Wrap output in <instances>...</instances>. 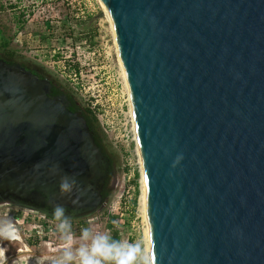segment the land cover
<instances>
[{
  "label": "water",
  "instance_id": "1",
  "mask_svg": "<svg viewBox=\"0 0 264 264\" xmlns=\"http://www.w3.org/2000/svg\"><path fill=\"white\" fill-rule=\"evenodd\" d=\"M100 2L130 93L151 263L264 264V0ZM0 75L24 77L1 60ZM36 107L0 102V200L41 201L35 210L51 217L56 204L92 210L108 158L75 115ZM45 126L55 161L67 150L81 169L87 153L90 174L80 176L90 187L75 182L62 194L61 178L75 173L60 162L54 184L49 171L35 172Z\"/></svg>",
  "mask_w": 264,
  "mask_h": 264
},
{
  "label": "rangeland",
  "instance_id": "2",
  "mask_svg": "<svg viewBox=\"0 0 264 264\" xmlns=\"http://www.w3.org/2000/svg\"><path fill=\"white\" fill-rule=\"evenodd\" d=\"M103 10L100 0H0V29L11 40L8 48L15 52L16 61L47 70L79 107L92 112L109 160L107 178L113 169L108 197L82 224L72 223V247L82 243L81 229L91 227L123 242L142 239L149 256L142 173L134 144L120 138L122 118L117 109L119 93H115L119 56ZM1 44L0 39L3 54ZM5 199L0 200V222L11 220L32 251L50 255L55 246L56 254L61 252L64 241L53 217ZM7 244L8 240H0V260ZM26 253L35 263L36 256Z\"/></svg>",
  "mask_w": 264,
  "mask_h": 264
},
{
  "label": "flooded vegetation",
  "instance_id": "3",
  "mask_svg": "<svg viewBox=\"0 0 264 264\" xmlns=\"http://www.w3.org/2000/svg\"><path fill=\"white\" fill-rule=\"evenodd\" d=\"M5 65H8L10 68H16L20 73L24 74V77H12L13 80L6 79L4 82L0 81V102H8L11 99H16V103L18 105V108L20 110H24L27 104H36V110H58L62 111L64 113H69L71 115H75L77 118V125H84L87 132L91 135L93 138L95 144L101 148L104 155L106 156V151L104 146L101 147L97 144L95 139V132L96 129L91 127L90 120L87 116V110L82 109L79 107L77 101L75 98L70 95L69 93L65 92L57 83L55 80L51 77V75L45 70L44 68H41L37 64H34L32 62H26L24 61H13V62H7L4 59H1ZM26 75V76H25ZM2 76V75H0ZM35 79L36 81H32V79ZM24 81V82H21ZM17 91L20 95L17 94ZM52 126H45L42 127V129L38 132L40 136L43 137L41 142L38 144V152L37 154L39 157H37V165L38 167H35V172H39L41 169L45 170V175L48 174V171L51 175L49 177V183L54 184L55 178H54V169H57L58 165L62 167H66V172H64V175H72L74 174L75 182L79 185L83 184L84 186L87 185L90 187L91 180L87 177H81V173H89L90 172V166H89V159L88 155L83 154L82 158V166L81 169H76L75 167L68 164V162L71 161V157L69 155V151H65L62 158L60 160L55 161L52 159L51 153L53 148L57 141L52 138L53 130L50 128ZM47 130V131H44ZM52 130V131H51ZM24 137L22 135H19L16 145H21V143L24 141ZM81 142V141H80ZM79 143H76L74 146L75 148H78ZM44 147V148H41ZM73 148V149H75ZM87 161V163H86ZM109 161V160H108ZM109 169V167H108ZM90 174V173H89ZM72 176H70L72 178ZM107 187V177L104 179L103 184L98 189L100 196L104 199H106L108 196L105 195V188ZM5 200H10L12 202L17 203L18 199H15L13 197L7 196L5 197ZM86 201L84 199L83 203ZM88 202V201H87ZM21 205L25 206L30 209H41L46 204L41 201H34V199H22ZM88 206V203H87ZM101 204H99L97 207H94L92 210H85V211H71L68 209L66 210V215L70 217L71 224L74 222H77L78 224L83 223V218L88 216L93 211H96ZM89 207V206H88ZM53 217V216H52ZM14 242L8 241L6 252H4L2 256L3 264H13L14 262L18 261L19 259L28 258L31 257L26 252H32V255L36 256L35 263L33 264H52V261L54 258H57L60 253L56 254L57 247H52V254L43 256L40 252H37L38 250L34 249L31 250L30 243L24 242V240L20 237L19 240H12Z\"/></svg>",
  "mask_w": 264,
  "mask_h": 264
},
{
  "label": "clouds",
  "instance_id": "4",
  "mask_svg": "<svg viewBox=\"0 0 264 264\" xmlns=\"http://www.w3.org/2000/svg\"><path fill=\"white\" fill-rule=\"evenodd\" d=\"M178 155L173 167L182 159ZM75 185V180L68 176L61 178L59 185L62 194L70 193ZM53 218L58 223L56 230L61 234L64 246L52 264H150V258L143 247V240L137 242H123L113 239L105 233L94 232L91 227L81 229L82 243L75 249L72 247L73 233L70 217L66 215L63 205L56 204L52 212ZM19 232L11 220L0 222V240H19ZM3 249H0L2 255ZM3 264V260H0ZM26 264V258L22 261Z\"/></svg>",
  "mask_w": 264,
  "mask_h": 264
},
{
  "label": "built area",
  "instance_id": "5",
  "mask_svg": "<svg viewBox=\"0 0 264 264\" xmlns=\"http://www.w3.org/2000/svg\"><path fill=\"white\" fill-rule=\"evenodd\" d=\"M115 80L117 83V89L115 93H117V91L119 93V97H117L118 98L117 109H118L120 117L122 118L119 123L120 124L119 125L120 126V138L130 140V143L134 144L136 153L139 158L135 122H134V117H133L132 110H131L130 93H129L127 81H125L123 77V68L120 63V60L118 61V69H117ZM125 85L127 88L126 90H125ZM139 163H140V158H139ZM140 169H141V165H140Z\"/></svg>",
  "mask_w": 264,
  "mask_h": 264
},
{
  "label": "trees",
  "instance_id": "6",
  "mask_svg": "<svg viewBox=\"0 0 264 264\" xmlns=\"http://www.w3.org/2000/svg\"><path fill=\"white\" fill-rule=\"evenodd\" d=\"M0 39L2 40V44H1V49L3 50V54H0V58L1 59H4L6 60L7 62H13V61H16L15 60V52H12L11 50H9L8 48V45L10 44V39L7 38V36L4 35V32L3 30L0 29ZM87 116H88V119L90 120V124H91V127L94 129H96L95 134V139H96V142L99 146L103 147V139L101 138V135L99 134L97 128H96V118L92 115V112L90 110H87ZM106 151V150H105ZM113 173V169L110 167V170H109V176L107 178V183H108V179L110 178V176L112 175ZM106 192H105V195L108 196V188L106 187L105 188ZM117 235V233L115 232V236ZM113 239L116 240L115 237H113Z\"/></svg>",
  "mask_w": 264,
  "mask_h": 264
},
{
  "label": "bare ground",
  "instance_id": "7",
  "mask_svg": "<svg viewBox=\"0 0 264 264\" xmlns=\"http://www.w3.org/2000/svg\"><path fill=\"white\" fill-rule=\"evenodd\" d=\"M106 15H107V18L109 19V22L111 24V28H112V31H113V35H114V38H115V33H114V28H113V24H112V21H111V18L109 16V14L107 13V11H105ZM120 60V59H119ZM121 63V62H120ZM123 77L126 81V78H125V75H124V72H123ZM125 84V83H124ZM126 85H125V90H126ZM139 153V152H138ZM141 182H142V206H143V215L145 214V219H146V203H145V188H144V178H143V175H142V178H141ZM147 223V222H146ZM146 233H147V241H148V251H149V258H150V264L151 263V255H150V241H149V230H148V227L146 228Z\"/></svg>",
  "mask_w": 264,
  "mask_h": 264
}]
</instances>
